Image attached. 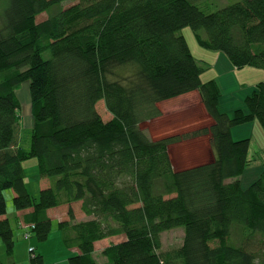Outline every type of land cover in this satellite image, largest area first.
<instances>
[{
  "label": "trees",
  "instance_id": "trees-1",
  "mask_svg": "<svg viewBox=\"0 0 264 264\" xmlns=\"http://www.w3.org/2000/svg\"><path fill=\"white\" fill-rule=\"evenodd\" d=\"M62 1L0 0V264H14L6 191L16 211L31 209L16 223L25 239L46 241L47 210L68 206L57 223L64 246L78 250L68 264H264V162L243 186L250 138L231 135L253 120L264 130V80L243 107L221 111L217 82L201 80L203 65L181 33L190 27L200 47L223 52L237 68L264 69V0ZM25 81L27 149L16 93ZM192 91L208 127L154 138L141 125L162 114L161 102ZM202 134L213 157L174 170L169 145ZM29 158L48 182L37 196L26 186ZM74 202L84 220L75 219ZM178 226L181 245L163 250L161 234ZM119 235L98 260L94 242ZM29 248V264H54Z\"/></svg>",
  "mask_w": 264,
  "mask_h": 264
},
{
  "label": "rangeland",
  "instance_id": "rangeland-1",
  "mask_svg": "<svg viewBox=\"0 0 264 264\" xmlns=\"http://www.w3.org/2000/svg\"><path fill=\"white\" fill-rule=\"evenodd\" d=\"M64 0L60 5L65 6L69 5L76 0ZM46 15L40 14L37 16V22L45 19ZM189 32H192L190 27H187ZM192 36V35H191ZM188 41L191 43L190 36H188ZM195 46L198 48L197 42L194 40ZM193 55L197 57L195 48L190 44ZM17 96L20 102V124H19V139L20 145L27 149L30 144V130L33 123V118L30 112V98H29V89L28 82H23L19 88L16 90ZM188 96L176 97L174 99L167 100L162 105V114L150 121L142 122V126L145 127L146 131L153 135V132H156V135L168 136L167 133L178 135L189 133L191 130H198L206 124V121L202 115L201 106L198 104L192 103L188 100ZM96 109L102 116L103 120H108L111 114L106 110L103 100H99L96 103ZM199 119L198 124L195 123ZM256 126L253 129L252 138L248 147V158L252 162L246 167L247 170H252L254 173L243 172L238 178L242 181L243 186H246L250 181L257 177L255 168H259V165L264 162V130L261 127L260 123L256 121ZM198 128V129H196ZM252 129V127H251ZM207 143L202 138H194L182 140L180 142L173 143L168 147L169 157L174 170L186 168L204 161H207L212 158L210 153H206ZM252 154L254 156H252ZM254 160V161H253ZM23 167L26 172L28 179L30 180L29 189L34 196H37L38 188H36V181L39 180V177L36 178L38 174L37 170V160L35 158H29L23 161ZM259 173V172H258ZM247 178V179H246ZM10 201H8L9 203ZM80 214V213H79ZM6 218V217H5ZM81 218V217H80ZM78 217V219H80ZM64 220H67L64 219ZM61 220L60 222L64 221ZM58 236H60V231L57 228V223H53L52 231L50 233L49 241L38 242L35 238L31 237L30 242H33L36 249L40 251L44 250L46 257L52 258L55 254L58 253ZM183 228L182 226L174 227L170 230L164 231L161 234L162 249H171L178 247L182 243ZM57 237V238H56ZM57 239V241H56ZM123 239L122 235L109 237L103 241H100L96 246V257L98 260L101 259V251L111 243H116ZM28 249V253L29 250ZM3 253V245L0 248V255Z\"/></svg>",
  "mask_w": 264,
  "mask_h": 264
},
{
  "label": "crops",
  "instance_id": "crops-1",
  "mask_svg": "<svg viewBox=\"0 0 264 264\" xmlns=\"http://www.w3.org/2000/svg\"><path fill=\"white\" fill-rule=\"evenodd\" d=\"M218 1H220V2L227 1L228 2L230 0H218ZM186 29L187 28H183L181 30V33L185 37V39L187 40L191 52H192V49L190 47V44H192L193 47L195 48V52L198 54L197 57H195V55H193L195 57V59L200 64L203 65V71L200 75L201 80L207 81V80L213 79L218 84V87L220 89L219 109L221 111L227 113V114H230L233 111V109H235L237 107H243L244 98L247 95H249L256 88L255 86L258 82L264 80V69L256 68V67H250V66H244L241 68H237L232 64V62L229 60V58L223 52L205 49V48L200 47L199 45L197 48L194 44V40L196 41L194 34L193 33L191 34V32H189ZM188 36H190L191 43H189V41H188ZM192 54H193V52H192ZM183 96H188L189 97L188 100L192 101V103H194L195 105L198 104V102H199V104L201 106V110H202V115H204L203 118L206 121H209V122H206V124L204 126H201V127H208L211 124L212 120L207 115V113H206V111H205V109L201 103L200 96H199L198 92L192 91L190 93H186V94L181 95L179 97H183ZM165 102L166 101H163L159 104L161 112H162L161 107H162L163 103H165ZM256 121L257 120H253L251 123L232 127V129H231L232 137L234 139H241V138L249 137L251 140V138H252L251 136L253 134V129L255 128L256 123H257ZM198 122H199V119L195 123L198 124ZM251 127H252V129H251ZM196 129H198V128H196ZM192 131H196V130H191L190 132H192ZM152 132H153V135L152 134L151 135L154 138L164 137V136L158 137L156 135V132H154V131H152ZM173 134H176V133H173ZM173 134L167 133L168 136L173 135ZM194 138L204 139V141H206V143H207L206 153H210L213 157V153H212V150H211V147L209 144V135L208 134H202V135H198L195 137L191 136L188 139H194ZM184 140H187V138ZM249 143H250V141H249ZM252 156H254V155L252 154ZM251 162H252V160H250L249 164ZM247 169H245L244 172ZM255 169H257L256 174H258V172L261 169V166L259 165V168H255ZM246 172L254 173L250 169L247 170ZM25 174H26V172H25ZM36 178H38L37 174H36ZM25 179H26V186L29 189L30 180L28 179L27 175H26ZM240 182L242 184V181H240ZM45 185H48V182H46L44 179L43 180H40V179L37 180L36 181V188H38L37 193ZM29 191H30V189H29ZM12 195H13V193L11 191L5 192V198H6V202H7V211H6V214L3 215L2 218L7 217L10 220L12 227H13V234L15 236V243H14V247H13L14 264H29L28 248H29V246H34V248H35V245H33V242H30V239H25L23 237L24 230L17 227L16 223L18 220L23 221L24 214L28 213L31 209L16 211L11 204ZM8 201H10V202L8 203ZM71 207L73 209L75 219L84 220L86 218V216L84 215V213L80 209L79 203L74 202L71 204ZM67 209H68V206L66 204H62V205H59L57 207H53V208H50L47 210V215L50 218L52 225L54 222L56 224V223L60 222L61 220H64L67 218ZM78 217L79 218L81 217V218L78 219ZM60 236H61V234H60ZM49 237H50V234H49L46 242L49 241ZM108 238H105V239H108ZM105 239L98 240V241L94 242L95 255H96L97 244L100 241H103ZM56 241H57V239H56ZM58 241H59L58 242V253L55 254L54 257H52V258L46 257V254H45L43 249H41L39 252L42 253V255L44 256V258L46 260L51 261L54 264H68L67 258L69 256V254L72 252H77L78 250L76 247L66 248L64 246V244L62 243L61 237H59V236H58ZM2 245L3 244L0 241V248L2 247ZM0 258L4 262L6 261V255L4 253V250H3V253L0 255Z\"/></svg>",
  "mask_w": 264,
  "mask_h": 264
}]
</instances>
